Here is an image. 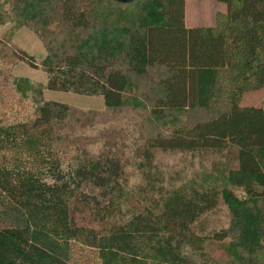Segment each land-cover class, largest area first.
Returning <instances> with one entry per match:
<instances>
[{"label":"trees","instance_id":"16d2710c","mask_svg":"<svg viewBox=\"0 0 264 264\" xmlns=\"http://www.w3.org/2000/svg\"><path fill=\"white\" fill-rule=\"evenodd\" d=\"M1 1L41 43L46 82L14 79L21 96L38 97L35 114L0 123V264H264V111L239 107L243 94L264 89V0H215L225 12L191 29L183 0ZM11 49L0 53L34 67ZM43 90L98 96L105 109L141 115L145 163L156 153L228 147L235 167L150 204L121 187L107 158L70 157L67 177L70 141L59 129L68 107L43 101ZM81 185L113 207L89 210ZM218 197L227 227L196 234L192 225ZM79 206L92 212L90 224L74 220Z\"/></svg>","mask_w":264,"mask_h":264},{"label":"rangeland","instance_id":"374dc122","mask_svg":"<svg viewBox=\"0 0 264 264\" xmlns=\"http://www.w3.org/2000/svg\"><path fill=\"white\" fill-rule=\"evenodd\" d=\"M224 12V5L215 0H183V23L189 28L210 27L215 14ZM7 47H13L30 56L34 67L14 62L9 57L12 49L8 53H0L1 124L26 120L35 114L38 97L32 92L26 93V97L21 96L15 91L13 80L23 78L33 86L44 85L46 74L40 67L45 54L41 43L32 31L14 25L9 5L2 4L0 0V48L6 50ZM44 97L43 101L68 107L65 122L59 129L70 141L68 160L62 165L63 173L67 177L72 174L73 168L70 157H82L86 154L93 159L107 158L118 163V182L121 187L136 195L144 204H150L159 201V195L171 190L199 188L204 177H218L226 167H235V150L228 147L185 153H156L150 163H145L142 156L141 115L128 109H105L102 98L98 96L46 90ZM239 107L264 109V89L243 94ZM150 189L151 194L148 195ZM78 192L86 196L89 210L93 206L107 210L113 207L110 201L101 196L100 190L81 185ZM232 192L238 198L244 196L241 189L233 188ZM81 211L83 208L79 206L74 220L90 224L92 212L88 215ZM119 212L126 214L121 220H128L130 215L124 212L123 207ZM227 225V210L218 197L216 205L201 214L192 229L198 235H210L213 231L225 229ZM218 253L215 249L214 254L217 256Z\"/></svg>","mask_w":264,"mask_h":264},{"label":"water","instance_id":"95a60500","mask_svg":"<svg viewBox=\"0 0 264 264\" xmlns=\"http://www.w3.org/2000/svg\"><path fill=\"white\" fill-rule=\"evenodd\" d=\"M112 1L121 3V4H127V3H130L132 0H112Z\"/></svg>","mask_w":264,"mask_h":264},{"label":"crops","instance_id":"0c3cea01","mask_svg":"<svg viewBox=\"0 0 264 264\" xmlns=\"http://www.w3.org/2000/svg\"><path fill=\"white\" fill-rule=\"evenodd\" d=\"M221 4V3H220ZM223 5V4H222ZM214 18V17H213ZM214 20V19H213ZM184 24V23H183ZM213 25V24H212ZM184 27L186 28V29H191V28H194V27H191V28H189L188 26H186L185 24H184ZM45 91L46 90H43L42 91V98L44 97V95H45ZM44 99H45V97H44ZM263 109V108H262ZM264 110V109H263Z\"/></svg>","mask_w":264,"mask_h":264}]
</instances>
